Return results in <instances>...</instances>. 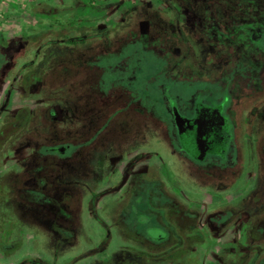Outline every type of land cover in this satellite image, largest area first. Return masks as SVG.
Segmentation results:
<instances>
[{
    "label": "rangeland",
    "instance_id": "1",
    "mask_svg": "<svg viewBox=\"0 0 264 264\" xmlns=\"http://www.w3.org/2000/svg\"><path fill=\"white\" fill-rule=\"evenodd\" d=\"M46 2L51 4L48 8ZM245 4L243 8L242 1L233 0H0V125L21 107L31 111L26 123L0 137V264L112 261L113 239L104 237V227L90 211V189L98 188L96 208L103 216V200L120 188L117 184L129 183L139 167L152 166L156 181L167 184L176 183L178 174L170 166L171 157L164 154L165 164L153 150H145L144 159L138 156L142 150L133 153L132 159H115L124 147L134 145L136 137L122 140L113 121L100 132L99 123L109 119L116 105L126 103L131 104L128 110L138 129L146 116L139 115L137 105L145 106L151 119L157 116L168 121L165 106L173 99L172 93L187 100L196 85L194 76L178 74L207 68L211 48L218 49L224 59L229 56L221 38L207 34L205 27L232 18L264 21V1ZM49 26V31L37 37H24ZM135 36L148 45L166 47L169 62L164 73L177 76L161 82L170 85L171 92L152 81L151 76L160 81L163 75H152L157 59L151 55L148 59L140 44L133 53L144 60L130 84V95L125 93L127 86H110L101 77L102 67L89 60ZM31 75L38 76L37 83H29ZM130 76L125 73L131 80ZM214 88L220 93L226 89L222 82ZM131 94L140 99L134 103ZM226 112L231 113L229 108ZM242 114L260 124L239 128L242 150L256 151L255 141L264 132V106ZM150 125L147 135L153 144L157 131ZM184 134L194 143L197 134L191 124H186ZM67 142L72 143L70 151L61 155L47 148ZM159 163L165 169L162 165L158 172ZM256 164L251 159L241 168L247 182L259 180ZM242 217L241 224L247 228L249 212H242ZM235 241L239 240L218 237L215 244H220L216 247L221 251V246L233 247ZM241 244L246 264H255L264 252V240L246 238ZM142 262L162 264L163 259L151 254Z\"/></svg>",
    "mask_w": 264,
    "mask_h": 264
},
{
    "label": "flooded vegetation",
    "instance_id": "2",
    "mask_svg": "<svg viewBox=\"0 0 264 264\" xmlns=\"http://www.w3.org/2000/svg\"><path fill=\"white\" fill-rule=\"evenodd\" d=\"M233 1H242L243 8L247 2H262ZM204 31L221 38L229 56L224 59L218 49L211 48L207 55L210 57H207V68L201 66L194 74H178L181 77L194 76L197 78L196 85L194 93L191 92L187 100H180L179 94L172 93L173 99L166 106L164 103L168 121L157 116L151 119L145 106L137 105L135 110L139 115L146 116L141 129H138L134 115L128 110L131 104L126 103L119 107L116 105L111 111L112 117L99 123L100 132L113 121L122 140L136 137L134 145L124 147L115 155V159H127L140 150L142 152L138 156L144 159V151L153 150L158 159L166 164V154L171 157L170 166L175 169L178 179L174 184L156 181L154 168L143 165L134 172L129 183L117 184L120 188L114 189L111 198L103 200L104 207L100 206L103 216L98 214L96 208L98 188L90 189V211L92 213L90 202L93 201L96 215H92L104 227V237L113 239L112 261L103 263L105 260L101 259L95 264H144L143 259L151 254L160 256L162 264H246L241 240H264V132L258 142L255 141L258 150L246 152L242 150L240 140L243 131H239L241 126H260L258 120L248 119L242 112L264 106V21L232 18L222 24L213 23ZM121 43H126V48H123V52H128L126 56L134 58L139 66L144 59L134 57L133 52L140 41L132 38ZM135 72L131 73V80L121 73L127 93L131 92L128 89L138 77ZM167 76L177 75L166 73ZM219 82L226 88L224 93L215 91L214 87ZM157 85L171 92L170 85L163 82ZM230 85L235 91H231ZM226 108L230 109V114H227ZM120 113L122 115L116 124ZM151 123L157 131L153 144L150 140L152 136L147 135ZM188 123L197 134L192 144L184 134V127ZM257 134L258 131L253 133L255 136ZM59 144L66 145L63 152L50 150L51 145L47 147L49 152L61 155L70 151L72 146L70 142ZM251 159L257 163L258 169L255 170L260 176L258 181L252 183L247 182L246 173L241 172V168ZM156 165L158 172L164 166L163 163ZM242 212H249L251 218L247 228L241 224ZM129 218H134L132 223H127ZM218 237L237 238L239 241H235L233 247L223 245L219 251L216 246L220 244H215ZM215 257L221 263L216 262ZM255 264H264V252Z\"/></svg>",
    "mask_w": 264,
    "mask_h": 264
},
{
    "label": "trees",
    "instance_id": "3",
    "mask_svg": "<svg viewBox=\"0 0 264 264\" xmlns=\"http://www.w3.org/2000/svg\"><path fill=\"white\" fill-rule=\"evenodd\" d=\"M264 1V0H262ZM51 4L46 2L45 3V7H49ZM50 30V26L48 28H39L38 30L31 32V33H27L24 35L25 38H29V37H37L40 34L46 33L47 31ZM52 30V29H51ZM136 41H140V45L141 48L144 49L145 52H147L149 55L156 57L157 61H154V65L155 67V74L152 75H156L157 77L159 75H163V78L158 81L156 80V78L154 76H151L152 81L155 80V83H162L161 81H163L165 79V70H164V65L169 62L168 57H167V51H166V47L165 46H158V45H153V46H149L146 41L138 38L137 36L133 37ZM128 41V40H126ZM124 44L126 43H121L119 44L118 48L110 46V47H106L102 52H99L98 54H96L94 57H90V61L99 66L102 67V72H101V77L102 79H106V82L110 85V86H114V87H121L123 86V81L124 78L121 77V73H123L125 75V73L130 72V73H134V71H136L138 69V65L136 60H134V58L132 57H127L126 53H123V48H124ZM119 54L118 58H116V55ZM122 55V57H121ZM116 65V67L114 66ZM134 69V71H133ZM134 78H136L134 76ZM38 82V76L35 75H31L30 76V80L29 83H37ZM159 86V85H158ZM102 90H104V88H101ZM126 94H129L127 92H125ZM132 95V94H131ZM135 99H134V103H136V98L138 96L134 95ZM31 115V111L26 108V107H21L20 109H18V111L16 112V114L14 115V117L11 120L5 121L3 124L0 125V137H2L4 134L18 128L20 125L26 123L29 119ZM110 116H112V113H110ZM35 192V191H34ZM35 193H39L40 191H37ZM91 205V209H92V213L94 215H96V211H95V207L93 204V201L90 202ZM107 262L106 260L103 261V263ZM46 264H48L46 262Z\"/></svg>",
    "mask_w": 264,
    "mask_h": 264
},
{
    "label": "water",
    "instance_id": "4",
    "mask_svg": "<svg viewBox=\"0 0 264 264\" xmlns=\"http://www.w3.org/2000/svg\"><path fill=\"white\" fill-rule=\"evenodd\" d=\"M65 148H66L65 144H56V145H51L49 147L50 150L57 151V152H63Z\"/></svg>",
    "mask_w": 264,
    "mask_h": 264
}]
</instances>
